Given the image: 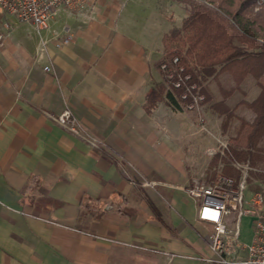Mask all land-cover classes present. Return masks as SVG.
I'll use <instances>...</instances> for the list:
<instances>
[{"label":"crops","instance_id":"1","mask_svg":"<svg viewBox=\"0 0 264 264\" xmlns=\"http://www.w3.org/2000/svg\"><path fill=\"white\" fill-rule=\"evenodd\" d=\"M174 3L93 0L57 11L41 32L1 14L0 264H216L185 188L205 179L207 151L237 133L234 159L253 168L245 195L264 192V149L248 143L264 135L252 137L251 111L243 115L264 72L239 83L228 71L207 76L203 123L165 99L145 107L162 80L164 35L187 13L175 22ZM64 30L69 43L41 46ZM65 107L85 139L53 120ZM252 236L243 216L240 240Z\"/></svg>","mask_w":264,"mask_h":264},{"label":"built area","instance_id":"2","mask_svg":"<svg viewBox=\"0 0 264 264\" xmlns=\"http://www.w3.org/2000/svg\"><path fill=\"white\" fill-rule=\"evenodd\" d=\"M93 0H0V12L14 16L19 22L32 26L37 32L50 30L52 17L59 10L69 13L82 12ZM261 0H256V6ZM1 38V36H0ZM67 30L51 38H41L44 47L52 39L60 48L71 40ZM172 62H178L173 57ZM160 67L167 69L166 63ZM46 71L50 70L45 65ZM169 82L182 88L180 94L183 109L199 112L204 102V93L198 83L191 81L183 66L166 72ZM53 120L67 132L85 139L86 134L73 115L65 107ZM203 123L204 117H199ZM223 144V143H221ZM219 146L209 149L208 155L219 151ZM231 165L238 171L237 177L217 172L210 180L192 178L185 191L196 202L197 219L207 223L210 231L207 235L208 246L213 254L211 260L216 264H264V192L257 191L246 197L245 189L249 172L253 170L248 161H233ZM243 216L251 218L253 236L249 243H243L239 237V223Z\"/></svg>","mask_w":264,"mask_h":264},{"label":"trees","instance_id":"3","mask_svg":"<svg viewBox=\"0 0 264 264\" xmlns=\"http://www.w3.org/2000/svg\"><path fill=\"white\" fill-rule=\"evenodd\" d=\"M174 1L184 5L187 15L179 27L171 28L164 35V56L156 65L162 80L154 85L146 98L148 111L161 99L175 109H183L182 88L174 87L166 77L167 71L179 66L190 74L191 81L198 83L202 93H205L202 79L216 75L217 65L231 72L236 83L247 74L257 76L264 71V56L261 57L264 52L261 40L264 39V17L253 11L256 0ZM248 49L259 50L260 54L253 55ZM173 57L178 58L176 64L172 62ZM161 63H166V70L160 67ZM260 88L259 95L249 103L255 107L256 123L264 121V85ZM88 200L82 203L92 206Z\"/></svg>","mask_w":264,"mask_h":264},{"label":"rangeland","instance_id":"4","mask_svg":"<svg viewBox=\"0 0 264 264\" xmlns=\"http://www.w3.org/2000/svg\"><path fill=\"white\" fill-rule=\"evenodd\" d=\"M177 3H180V2H177ZM177 3H174L175 4V6H174L175 9H174V16L173 17H174L175 22L179 23L180 20H181V18H182V15H183V12L182 11L185 8H184V5L182 3H180L183 8L181 9V11H179V8H177L178 7L177 5H179V4H177ZM256 4L257 3L254 2V4H253V11L255 13H257V14L259 13L262 17H264V0H261V2H260L259 5L256 6ZM1 14L2 13L0 12V20L2 18H4V17L1 16ZM186 15H187V13H186ZM5 16H6L7 21H10L11 22L12 19H14V17L11 16V15L8 16L6 14ZM261 40H262V43H264V39H261ZM247 51L249 53H253V55L260 54V53H258L259 50H250V49H248ZM262 56H264V52H262L261 57ZM215 69L217 70L218 74H221L223 71H225L224 68L221 67V65H217ZM261 69L262 68H260V70ZM255 71L256 72L259 71V67L256 68ZM262 72H264V71H261L260 73H258L257 76L252 75V74H247V75L253 76V77H255V79H257L259 76L262 75ZM230 75H231L230 80H232L234 82V79L232 77L231 72H230ZM225 80H227V79H225ZM202 81H203V83H202V87H203V85H206V82H205L206 81V78H203ZM261 82H264V77H262ZM261 84L262 83H260V85ZM165 85H167V84H165ZM262 85H264V84H262ZM249 86H251V85L248 84L245 87L247 88ZM260 92H261V88L259 87L258 88V93H257L256 97L259 95ZM255 98H253L250 102L247 103V105L250 108V110H247L245 113H243V115H245V114H248L249 111H251L252 118H251V121L247 123L248 124L247 132L250 135H252V137H254L257 134L258 135H264V121H261L259 123H256V110H255V107H252V106L249 105V103H251L252 101H254ZM204 102H206V101H204ZM204 102H203V104H206ZM205 107H206V105L203 106V108H205ZM203 108H201V109H203ZM196 116L198 117V119H199L200 116H203L204 117L202 110L199 111V112H196ZM230 116L231 115L226 114V116L224 118V122L226 124H227L228 121H230L233 118V117L231 118ZM231 121H233V120H231ZM243 123H244L243 118L242 119L239 118L238 120L235 121V124H234V128L233 129L236 130V128H238L240 124L243 125ZM233 139H235V140L232 141V142H223V144H221L222 142H217V146L218 145H223V146H219L220 147L219 148V151L216 152L215 154H213L211 156L209 155L211 157V161L209 162V164H208V166H207V168L205 170L204 177H205L206 180L213 179L218 171L221 172L222 174L229 175V176H232V177H237L238 176V171L231 165V163L233 161H235V159H234L235 156H234V154L232 152L233 146L240 144V143L236 142L239 139L238 133L235 134V136H233ZM248 143L251 146H253V147H262V149H264V142H260L259 143V142H255L254 140L251 139L250 141L248 140ZM224 167L226 168V170L224 169ZM227 169L229 171L230 170L231 171L229 172V171H227Z\"/></svg>","mask_w":264,"mask_h":264}]
</instances>
